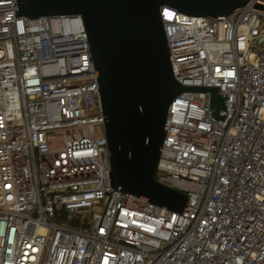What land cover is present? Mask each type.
Masks as SVG:
<instances>
[{
  "label": "built area",
  "instance_id": "1",
  "mask_svg": "<svg viewBox=\"0 0 264 264\" xmlns=\"http://www.w3.org/2000/svg\"><path fill=\"white\" fill-rule=\"evenodd\" d=\"M161 13L176 78L229 93L222 124L210 91L171 104L156 176L182 212L111 185L82 15L0 0V264H264V9Z\"/></svg>",
  "mask_w": 264,
  "mask_h": 264
},
{
  "label": "water",
  "instance_id": "2",
  "mask_svg": "<svg viewBox=\"0 0 264 264\" xmlns=\"http://www.w3.org/2000/svg\"><path fill=\"white\" fill-rule=\"evenodd\" d=\"M16 15L81 14L103 108L110 183L148 201L182 212L186 191L157 179L173 100L185 90L210 91V115L220 124L229 93L220 85L183 84L174 75L162 7L221 16L259 0H14Z\"/></svg>",
  "mask_w": 264,
  "mask_h": 264
},
{
  "label": "rangeland",
  "instance_id": "3",
  "mask_svg": "<svg viewBox=\"0 0 264 264\" xmlns=\"http://www.w3.org/2000/svg\"><path fill=\"white\" fill-rule=\"evenodd\" d=\"M97 133L99 134L104 133V127L102 124H97Z\"/></svg>",
  "mask_w": 264,
  "mask_h": 264
},
{
  "label": "trees",
  "instance_id": "4",
  "mask_svg": "<svg viewBox=\"0 0 264 264\" xmlns=\"http://www.w3.org/2000/svg\"><path fill=\"white\" fill-rule=\"evenodd\" d=\"M77 222H78L77 218L73 219V224H77Z\"/></svg>",
  "mask_w": 264,
  "mask_h": 264
}]
</instances>
